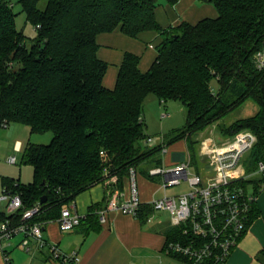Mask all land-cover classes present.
<instances>
[{
    "label": "trees",
    "instance_id": "16d2710c",
    "mask_svg": "<svg viewBox=\"0 0 264 264\" xmlns=\"http://www.w3.org/2000/svg\"><path fill=\"white\" fill-rule=\"evenodd\" d=\"M42 1L19 0L36 30L28 48L13 6L0 0V122L54 134L50 143H29L24 150V161L33 166L32 182L2 177L3 188L23 200L17 221L37 204L40 212L33 221L56 220L65 205L101 182L114 180L109 188L122 191L131 168L138 171L151 157L148 162L159 164L162 157L155 154L181 139L200 166L197 135L218 127L248 99L258 111L221 129L228 136L252 131L257 142L249 157L255 163L264 160V0H204L217 7L218 17L174 29L159 24V0H46L43 8ZM117 27L132 37L159 31L163 40L146 72L139 68L140 57L127 52L116 85L109 89L103 84L108 64L98 56L97 36ZM150 94L179 101L187 112L186 123L164 133V143L152 149L143 118ZM249 182L241 184L247 188ZM253 182L258 191V180ZM43 196L47 199L41 203ZM153 212L152 205L142 204L139 218L146 220ZM258 215L253 204L249 224ZM167 235L168 242L190 241L181 226Z\"/></svg>",
    "mask_w": 264,
    "mask_h": 264
},
{
    "label": "crops",
    "instance_id": "0c3cea01",
    "mask_svg": "<svg viewBox=\"0 0 264 264\" xmlns=\"http://www.w3.org/2000/svg\"><path fill=\"white\" fill-rule=\"evenodd\" d=\"M155 14L159 24L164 29H174L183 22L195 24L204 18H216L219 16V11L213 3L204 0H179L175 4H171L168 0H162L158 2ZM162 40L161 32L155 30L143 31L136 37L125 34L120 27L111 32L100 33L97 36L98 56L108 64L103 80L104 86L109 89L115 87L121 64L127 52L138 55L140 57V70L142 72L148 71L158 56L157 47ZM146 100L147 108L144 109L143 118L146 133L149 134L146 123L150 124L148 111L158 110L163 105L168 108V103L173 100L160 101L157 97ZM149 105H151L150 109H148ZM180 110L183 115L186 113L183 104L180 106ZM168 114L165 113L162 116ZM2 131L4 130L1 128L0 136ZM163 134L160 135L158 143L150 149L164 143ZM17 143L22 145L18 152L26 149L21 140H16L12 150L15 151ZM1 146L2 142L0 141V149ZM8 154L7 156L12 155L11 153ZM199 156L201 159L200 150ZM187 158H189L187 142L185 139H181L164 147L159 164H156V161L148 163V167L145 168L148 175L139 171L141 175L138 176L137 173V187L143 204L151 205L152 200L158 197L157 194L163 191L161 187L163 176L152 175L150 169L172 167ZM191 168L193 169L192 165ZM193 170L198 171L196 167ZM157 178H161V181H156ZM245 180L250 181L246 189L250 194L256 196L254 204L259 210V215L248 225L224 264H264V181L262 177L256 176L245 178L243 181ZM256 180L259 182L258 191L255 190L256 187L253 182ZM109 181L92 186L77 195L73 202L65 205L70 206L73 212L82 216L80 225L73 229L62 230L57 219L44 223V239L55 244L63 253L73 254L76 252L79 256V262H62L55 258L49 246H38L34 237H30L29 249L26 250L21 247L24 235L19 234L0 241V264H190L167 254L165 251L167 234L173 228L170 214L162 210L154 211L150 214L149 219L142 220L120 210H110L108 208L109 200L116 196L117 192H120L119 200L130 197L131 182L129 177L126 178L123 190L118 191L109 188ZM1 188L3 189V186ZM91 207H96L97 210L91 211Z\"/></svg>",
    "mask_w": 264,
    "mask_h": 264
},
{
    "label": "built area",
    "instance_id": "2783aa9c",
    "mask_svg": "<svg viewBox=\"0 0 264 264\" xmlns=\"http://www.w3.org/2000/svg\"><path fill=\"white\" fill-rule=\"evenodd\" d=\"M261 63L264 64V60ZM8 125L6 121H1L0 129L7 128ZM256 142L257 136L250 130L224 141H217L213 136H208L201 143V158L208 166L202 172L191 170L189 158L172 167L150 169L152 175L163 176L161 187L164 192H167L169 186L181 184L182 180H186L190 186V190L185 193L176 195L165 193L151 202L154 211H167L173 227L181 226L183 234L190 239L188 242L167 241L165 246L167 254L186 257L190 264H203L209 261L212 264H224L227 261L248 228L250 212L256 202V196L250 194L241 184L245 178L254 175L247 173L243 161L248 159ZM21 146V143H17L15 151H20ZM7 161L10 164H17V155L8 156ZM257 169L264 181V160L257 163ZM137 173L135 168L130 169V197L119 200L120 192H117L116 196L109 200L110 210H120L139 217L143 203L137 187ZM22 207L23 200L20 194H13L7 188L2 189L0 241L23 234L22 248L28 250L30 237H34L38 246H49L55 258L62 262H79L76 252L63 253L55 244L44 239V222L33 221L40 212L39 204L24 210L17 221L16 213ZM2 214L5 216L2 217ZM57 220L62 230H69L81 224L82 216L73 212L70 206H64ZM6 259L9 261L8 257Z\"/></svg>",
    "mask_w": 264,
    "mask_h": 264
},
{
    "label": "rangeland",
    "instance_id": "374dc122",
    "mask_svg": "<svg viewBox=\"0 0 264 264\" xmlns=\"http://www.w3.org/2000/svg\"><path fill=\"white\" fill-rule=\"evenodd\" d=\"M6 1H8L13 6V10L17 14V18H16L17 27L19 30H23L24 33L26 34L27 47L30 48L34 43V38L36 36V30L34 26L27 21L25 13L22 12V6L19 3V0H6ZM161 1L162 0H159V2ZM40 5L43 8L46 5V0H43ZM212 86L215 90H218V83L216 79L212 81ZM152 97L155 96L153 94H150L148 95L147 99ZM168 105L171 107L168 106V108H166V106L163 105V107L162 106L159 107L158 110H153L152 112L148 111V117L150 118V120L149 119L148 120L150 124H148V122L146 123L148 125V133L152 136V139L149 141L148 144L149 148L153 147L158 143L161 134H163L164 132H168L172 129L179 128L185 124L187 112L184 115L182 114V111L180 110V106L182 104L179 101H171L168 103ZM146 108H147L146 105H144L145 110ZM150 108L151 105H149L148 109ZM258 108L259 106L253 100L248 99L244 104H242L235 110L231 111L226 117L218 121L217 123L218 127L215 126L214 128L213 126H210L203 132H200L199 135H197V138L200 139L199 150L201 147V143L206 136L207 137L213 136L217 141L218 140L224 141V139L225 140L232 139L241 132L247 131L245 129L237 132L235 135L228 136L226 133L222 131L221 128L227 127L229 124H231L236 120L253 116L258 111ZM165 113H169V114L166 116H162V114ZM9 125L7 128H2V130L4 131H2V134L0 136V141L2 142V146L0 149V193L2 191L1 188L2 176L16 178L17 180H20V182L23 184H29L33 180V166L24 161L23 159L24 150L22 152H15L14 150H12V146L16 142V140H21L24 143V148H25L29 143L48 144L52 141V138L54 136L53 132L51 131L45 133H31L30 128L23 124L14 123L10 126ZM7 153L9 154L11 153L12 155L13 154L17 155L18 158L17 164L8 163ZM155 155L156 157L157 156L162 157V154L159 153ZM188 157L193 169H195L196 167L198 171L202 172L205 168L208 167L206 161L202 158L199 166L198 162H195L194 157L192 156V153L189 150H188ZM151 158H148L147 161L145 160L141 164L138 170V176L141 175L139 171L142 168L145 169L148 167V163H149L148 160ZM243 162L245 163V168L248 174H254L253 176L261 177V174L260 172H258L257 169V163H255V161L251 157H248V159L244 160ZM193 169L191 168L192 171H194ZM156 181H161V178H157ZM189 190H190V186L188 182L186 180H182L181 184L176 186H169L167 192H164V190L160 191L157 194V196L161 197L165 193L168 195H176V194L185 193ZM3 205L4 204L2 203V206Z\"/></svg>",
    "mask_w": 264,
    "mask_h": 264
},
{
    "label": "water",
    "instance_id": "95a60500",
    "mask_svg": "<svg viewBox=\"0 0 264 264\" xmlns=\"http://www.w3.org/2000/svg\"><path fill=\"white\" fill-rule=\"evenodd\" d=\"M46 199H47V197H46V196H43V197L41 198V203H44V202L46 201Z\"/></svg>",
    "mask_w": 264,
    "mask_h": 264
}]
</instances>
